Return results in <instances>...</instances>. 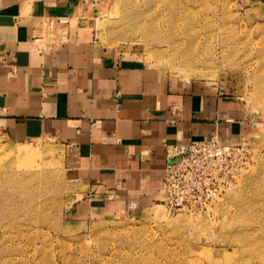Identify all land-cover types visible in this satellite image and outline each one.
<instances>
[{"label":"rangeland","instance_id":"obj_1","mask_svg":"<svg viewBox=\"0 0 264 264\" xmlns=\"http://www.w3.org/2000/svg\"><path fill=\"white\" fill-rule=\"evenodd\" d=\"M92 32L235 98L256 128L187 207L107 220L70 215L55 141L0 135V264H264V0H112Z\"/></svg>","mask_w":264,"mask_h":264},{"label":"crops","instance_id":"obj_2","mask_svg":"<svg viewBox=\"0 0 264 264\" xmlns=\"http://www.w3.org/2000/svg\"><path fill=\"white\" fill-rule=\"evenodd\" d=\"M111 1L0 0V135L61 147L74 218L162 206L171 147L241 146L256 128L235 98L103 47L92 25Z\"/></svg>","mask_w":264,"mask_h":264},{"label":"built area","instance_id":"obj_3","mask_svg":"<svg viewBox=\"0 0 264 264\" xmlns=\"http://www.w3.org/2000/svg\"><path fill=\"white\" fill-rule=\"evenodd\" d=\"M241 146H223L215 138L171 147L167 156L177 159L165 168L160 204L167 212L187 207L204 183L218 180L223 164Z\"/></svg>","mask_w":264,"mask_h":264},{"label":"bare ground","instance_id":"obj_4","mask_svg":"<svg viewBox=\"0 0 264 264\" xmlns=\"http://www.w3.org/2000/svg\"><path fill=\"white\" fill-rule=\"evenodd\" d=\"M109 15V14H108ZM51 151V148L50 147H47V146H45L44 148H42V152L43 153H47V152H49V153H51L50 152ZM39 155V153L38 152H34L33 153V157L35 158L36 156H38ZM4 157V156H3ZM7 158V157H6Z\"/></svg>","mask_w":264,"mask_h":264}]
</instances>
